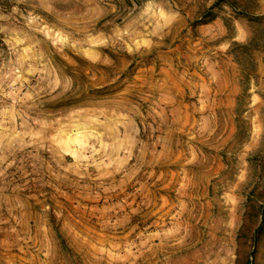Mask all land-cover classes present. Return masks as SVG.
Segmentation results:
<instances>
[{"label":"rangeland","instance_id":"374dc122","mask_svg":"<svg viewBox=\"0 0 264 264\" xmlns=\"http://www.w3.org/2000/svg\"><path fill=\"white\" fill-rule=\"evenodd\" d=\"M214 1L0 0V264H264V0Z\"/></svg>","mask_w":264,"mask_h":264},{"label":"trees","instance_id":"16d2710c","mask_svg":"<svg viewBox=\"0 0 264 264\" xmlns=\"http://www.w3.org/2000/svg\"><path fill=\"white\" fill-rule=\"evenodd\" d=\"M222 4H226L227 6H229L236 15H244V16H250L251 15L250 11H249L250 5H249V3H247V1H243V0H215L214 3L212 4V6L205 13L204 17H209L210 16L209 12H211L213 8L221 6ZM3 44L4 43H3L2 38L0 36V48L3 47ZM244 228H245V225L242 226L241 232L243 231ZM263 229H264V217L261 221L260 226L255 230L254 233L257 234L259 231H261Z\"/></svg>","mask_w":264,"mask_h":264}]
</instances>
